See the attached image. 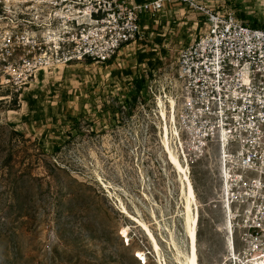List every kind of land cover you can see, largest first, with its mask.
<instances>
[{
	"label": "rangeland",
	"instance_id": "1",
	"mask_svg": "<svg viewBox=\"0 0 264 264\" xmlns=\"http://www.w3.org/2000/svg\"><path fill=\"white\" fill-rule=\"evenodd\" d=\"M196 1L264 27L263 0ZM141 24L145 41L108 64L41 72L18 91L0 86V264L182 259L178 183L160 148L156 99L172 94L177 50L207 24L200 10L175 1ZM135 77L145 90L127 105ZM180 139L197 212L198 264H230V204L223 201L222 227L216 161L212 151Z\"/></svg>",
	"mask_w": 264,
	"mask_h": 264
},
{
	"label": "built area",
	"instance_id": "2",
	"mask_svg": "<svg viewBox=\"0 0 264 264\" xmlns=\"http://www.w3.org/2000/svg\"><path fill=\"white\" fill-rule=\"evenodd\" d=\"M174 1L200 10L207 24L177 50L169 95L176 125L183 141L202 144L216 161L222 227L223 201L230 204V264H264L262 25L196 0H0V86L18 91L41 72L112 61L145 41L143 16Z\"/></svg>",
	"mask_w": 264,
	"mask_h": 264
},
{
	"label": "bare ground",
	"instance_id": "3",
	"mask_svg": "<svg viewBox=\"0 0 264 264\" xmlns=\"http://www.w3.org/2000/svg\"><path fill=\"white\" fill-rule=\"evenodd\" d=\"M165 99L161 98L156 99V108H157V127L159 128V143L162 153L164 154L165 160L175 175V181L178 183V195H179V208L181 209L182 215V229L185 236L186 249L185 251L178 252L181 255V260L179 264H198L197 253H196V237H195V227L197 224V212L193 207V188L189 182L187 174L185 172V167L183 162H185V154L183 152L182 146L180 144V133L176 125V116H175V100L172 96L165 94ZM178 139V140H177ZM195 139V138H194ZM223 140V139H222ZM185 142V141H184ZM186 143V142H185ZM176 144V145H175ZM175 145V146H174ZM202 145V144H201ZM189 146L192 150L197 148L198 145L189 143ZM220 146L218 150H222V153L225 152V149ZM206 149L205 147H203ZM180 150V151H179ZM207 151V150H206ZM226 155L222 154L218 158L219 165L222 168V164L225 165ZM223 161V162H222ZM228 174L224 172V182L225 190H227ZM229 180V179H228ZM227 192V191H226ZM177 206V205H176ZM229 210V209H228ZM136 225L144 232L145 236L150 240L152 244V251L157 252L158 246L157 243L150 232L147 225L135 218ZM230 225H228V229ZM229 249L233 250L232 242L228 243ZM138 255H141L140 252H137ZM233 254V253H232ZM227 260V258H226ZM251 264H260L257 261H251Z\"/></svg>",
	"mask_w": 264,
	"mask_h": 264
},
{
	"label": "trees",
	"instance_id": "4",
	"mask_svg": "<svg viewBox=\"0 0 264 264\" xmlns=\"http://www.w3.org/2000/svg\"><path fill=\"white\" fill-rule=\"evenodd\" d=\"M137 3L141 2L142 0H135ZM241 18H243L240 15ZM142 55L138 56V60H142ZM110 61H106L104 62V64H108ZM131 85H132V89L128 92V94L126 95V99L128 100L129 103H126L127 105L129 104H133L134 100H135V96H137L138 94L142 93L145 90V83L142 79V77H135L132 79L131 81ZM132 98V100H131Z\"/></svg>",
	"mask_w": 264,
	"mask_h": 264
},
{
	"label": "water",
	"instance_id": "5",
	"mask_svg": "<svg viewBox=\"0 0 264 264\" xmlns=\"http://www.w3.org/2000/svg\"><path fill=\"white\" fill-rule=\"evenodd\" d=\"M263 6H264V0H263Z\"/></svg>",
	"mask_w": 264,
	"mask_h": 264
}]
</instances>
